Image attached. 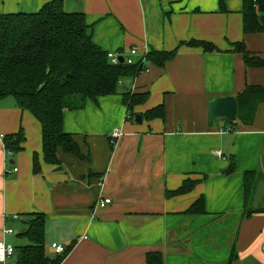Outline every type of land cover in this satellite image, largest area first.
I'll return each mask as SVG.
<instances>
[{"label":"crops","instance_id":"0c3cea01","mask_svg":"<svg viewBox=\"0 0 264 264\" xmlns=\"http://www.w3.org/2000/svg\"><path fill=\"white\" fill-rule=\"evenodd\" d=\"M47 1L3 0L0 13L36 11ZM223 2L221 8L219 0H63L64 10L85 14L103 50L176 53L162 66L146 60L141 73L121 80L124 91L148 93L132 110L140 121L125 119L122 92L64 110L63 129L87 158L59 149V164L44 163L38 120L13 97L0 99V240L15 248L8 264L29 243L20 233L31 212L45 214L48 254L57 255L51 242L71 245L59 264H145L149 252H159L163 264H264V212L243 216V173L264 176V102L250 125L208 114L213 98L264 87V66L247 67L240 53L228 51L242 41L264 60V33H243L241 0ZM191 40L218 50L188 46ZM159 104L163 118L142 116ZM225 127L231 130L220 133ZM114 128L123 135L112 140ZM20 129L23 149L7 154L2 136ZM33 152L39 173L32 172ZM230 156L234 170L225 174ZM184 180L196 183L171 194ZM104 197L111 202L98 207ZM199 197L204 212L186 213Z\"/></svg>","mask_w":264,"mask_h":264},{"label":"trees","instance_id":"16d2710c","mask_svg":"<svg viewBox=\"0 0 264 264\" xmlns=\"http://www.w3.org/2000/svg\"><path fill=\"white\" fill-rule=\"evenodd\" d=\"M63 0H48L34 12L0 13V99L14 98L16 105L33 115L41 126L42 161L59 164L58 150L77 158H87L80 152L73 135L63 129L64 110H77L84 107L86 100L97 102L103 96L114 95L122 78H134L145 68L139 60L131 64L123 62L111 64L107 51L94 43L88 33L83 12H69L63 8ZM243 33L263 32L264 25L259 18L264 15V0H241ZM224 7L223 0H219ZM188 46L201 47L204 51L218 48L211 42L191 40ZM264 46V39H263ZM228 51L240 53L247 67L264 66V60L246 50L242 41L232 42ZM176 49L170 51L152 50L146 53L145 60L162 66L172 59ZM120 82V83H119ZM146 92L122 91L121 102L126 113L135 120L133 107L147 99ZM236 119L250 125L258 105L264 102V87L247 85L236 97ZM146 120L163 118L162 104L154 106L142 115ZM235 125L236 120L228 121ZM7 152L16 153L23 149L22 129L15 134L2 136ZM223 171L230 174L234 170V156ZM41 163L36 152L32 154V172L39 173ZM259 180L263 175L258 170L243 173V216L264 212V195L256 206L252 199ZM196 181L184 180L171 194L189 191ZM186 213H203V197L197 198L186 209ZM27 227L20 233L29 243L19 246L14 264H59L69 252L71 245L61 254L50 255L44 244L45 214L31 212L24 220ZM145 264H163L159 252H149Z\"/></svg>","mask_w":264,"mask_h":264},{"label":"built area","instance_id":"2783aa9c","mask_svg":"<svg viewBox=\"0 0 264 264\" xmlns=\"http://www.w3.org/2000/svg\"><path fill=\"white\" fill-rule=\"evenodd\" d=\"M145 56L146 53H139L137 47H131L128 52L125 54L121 50H115V51H107V58L110 61L111 64H117L120 63V58H122V62L126 64H131L135 60H139V63L143 65L145 63ZM120 83V82H119ZM125 119H131L130 114L126 113ZM231 128H222L219 130L220 133H225L230 131ZM123 135V132L120 128H114L110 134L111 139H118ZM218 155H220L219 152H216ZM9 154V152L7 153ZM12 170H16V168H13ZM111 202L110 198L104 197L97 201L96 205L98 207H105L107 204ZM4 234H10L12 233V229L8 227L3 228ZM50 250L55 254H61L64 252L65 247L57 242H51L49 245ZM262 250L264 252V241L262 244ZM15 253V248L11 244L6 243L4 240H0V264H8L7 260L10 256H12Z\"/></svg>","mask_w":264,"mask_h":264},{"label":"water","instance_id":"95a60500","mask_svg":"<svg viewBox=\"0 0 264 264\" xmlns=\"http://www.w3.org/2000/svg\"><path fill=\"white\" fill-rule=\"evenodd\" d=\"M260 22L264 25V15L259 18ZM122 62V58H120ZM208 114L213 118H224L228 121L236 120L237 102L234 96L216 97L208 103ZM136 121H140L139 115L135 117ZM264 195V181L259 180L254 191L252 203L254 206L261 200Z\"/></svg>","mask_w":264,"mask_h":264},{"label":"rangeland","instance_id":"374dc122","mask_svg":"<svg viewBox=\"0 0 264 264\" xmlns=\"http://www.w3.org/2000/svg\"><path fill=\"white\" fill-rule=\"evenodd\" d=\"M2 1H3V0H0V9H1V7H2ZM18 11H22V12H34V10H18ZM122 79H123V81H124L126 78H122ZM127 79H128V78H127ZM117 91H118L117 93H120V92L124 91L123 86H120V85H119ZM131 121L134 122V121H136V120H134V119L132 118ZM263 178H264V176H263Z\"/></svg>","mask_w":264,"mask_h":264}]
</instances>
